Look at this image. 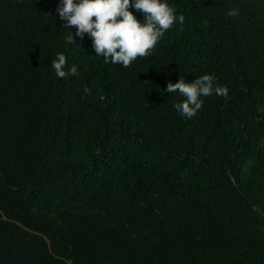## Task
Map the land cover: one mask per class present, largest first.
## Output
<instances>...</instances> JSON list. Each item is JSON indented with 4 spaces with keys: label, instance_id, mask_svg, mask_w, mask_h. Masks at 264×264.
Returning a JSON list of instances; mask_svg holds the SVG:
<instances>
[{
    "label": "trees",
    "instance_id": "trees-1",
    "mask_svg": "<svg viewBox=\"0 0 264 264\" xmlns=\"http://www.w3.org/2000/svg\"><path fill=\"white\" fill-rule=\"evenodd\" d=\"M58 3L0 0V264H264V0H170L130 67ZM205 74L228 95L182 118L160 90Z\"/></svg>",
    "mask_w": 264,
    "mask_h": 264
},
{
    "label": "clouds",
    "instance_id": "clouds-1",
    "mask_svg": "<svg viewBox=\"0 0 264 264\" xmlns=\"http://www.w3.org/2000/svg\"><path fill=\"white\" fill-rule=\"evenodd\" d=\"M63 27L75 28V36H66V44H77L75 37L83 39L87 35L96 56H102L106 63L130 67L138 57L150 56L165 33L175 24L183 25L185 16L177 13L170 0H59L55 9ZM143 14V19L137 18ZM229 16L237 15L230 9ZM67 58L58 53L51 67L58 78L76 75L77 66L65 71ZM215 78L210 74L196 77L188 82L183 76L175 82L169 81L161 91L178 93L185 98L174 104L178 115L190 119L203 107L204 97L227 96V87H214ZM85 91H88L86 88Z\"/></svg>",
    "mask_w": 264,
    "mask_h": 264
}]
</instances>
